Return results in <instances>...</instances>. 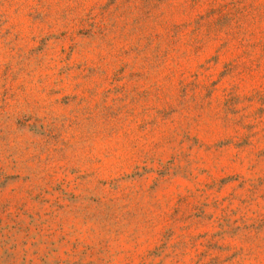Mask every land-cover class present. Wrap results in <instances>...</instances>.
Segmentation results:
<instances>
[{"label":"rangeland","instance_id":"374dc122","mask_svg":"<svg viewBox=\"0 0 264 264\" xmlns=\"http://www.w3.org/2000/svg\"><path fill=\"white\" fill-rule=\"evenodd\" d=\"M0 264H264V0H0Z\"/></svg>","mask_w":264,"mask_h":264}]
</instances>
